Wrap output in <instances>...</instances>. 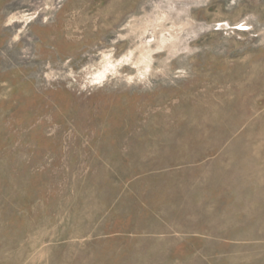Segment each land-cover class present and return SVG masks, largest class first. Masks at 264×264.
I'll return each mask as SVG.
<instances>
[{
  "label": "rangeland",
  "instance_id": "rangeland-1",
  "mask_svg": "<svg viewBox=\"0 0 264 264\" xmlns=\"http://www.w3.org/2000/svg\"><path fill=\"white\" fill-rule=\"evenodd\" d=\"M0 264H264V0H0Z\"/></svg>",
  "mask_w": 264,
  "mask_h": 264
}]
</instances>
